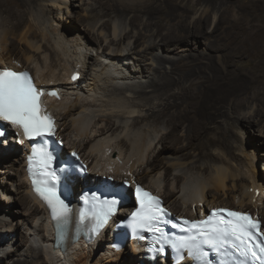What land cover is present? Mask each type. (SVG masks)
<instances>
[{
    "label": "bare ground",
    "instance_id": "1",
    "mask_svg": "<svg viewBox=\"0 0 264 264\" xmlns=\"http://www.w3.org/2000/svg\"><path fill=\"white\" fill-rule=\"evenodd\" d=\"M22 1L0 0L6 13L0 16V68L28 70L47 88L46 110L64 140L62 153L79 152L100 179L144 183L177 216L196 219L228 207L257 217L264 231V150L258 152L264 149V126L258 125L264 117V26H243L235 16L226 42L218 43L217 22L200 23L207 17L198 13L202 19L184 32L213 34L208 50L215 54L197 57L200 66L182 72L185 59L168 53L170 40L160 34L168 5L179 0H37L39 13ZM74 6L83 13L74 15ZM76 18L80 25H73ZM254 124L259 127L252 133ZM9 133L17 131L9 127ZM2 141L0 174L7 180L0 184V264L140 263L137 244L114 248L115 221L88 243L54 249L47 209L25 178L28 144L21 136L7 147ZM181 150L194 159L169 161L167 154ZM87 183L88 177L74 179L76 196ZM16 202L17 214L10 208ZM165 261L157 264H170Z\"/></svg>",
    "mask_w": 264,
    "mask_h": 264
},
{
    "label": "snow or ice",
    "instance_id": "2",
    "mask_svg": "<svg viewBox=\"0 0 264 264\" xmlns=\"http://www.w3.org/2000/svg\"><path fill=\"white\" fill-rule=\"evenodd\" d=\"M72 78L76 79V75ZM42 94L28 72L0 69V122H8L22 129L25 138L38 141L39 146L34 144L28 157L29 171L31 173L33 169L36 170L34 175L39 177V180L34 179L33 183L38 185L36 191L46 201L56 225L66 227L71 220V209L60 199L55 188L49 187L50 182H55L60 177L57 170L52 167L57 157L55 149L49 148L48 138L55 135V129L51 117L45 115L41 109ZM4 135V131L0 130V138ZM71 156L77 157V153L72 152ZM73 169L72 162H68L60 171L66 173L65 179L71 180ZM80 171L84 169L81 168ZM136 192L140 209L132 213L133 232L138 230L160 232L159 224L167 213L160 207L159 199L139 187ZM104 204L106 211L92 214L96 221L92 232L99 231L106 223L115 211L117 201L113 199L105 201ZM217 212L226 213V217L221 215L216 221L212 219L184 221V224L190 225L186 229L190 234L172 241L171 247L177 252L186 249L188 256L193 257L199 264H212L208 253L203 250L204 245L221 256L228 251H234L241 257L238 264H264V239L257 240V235L264 238V233L259 231V222L240 212L225 209ZM213 215L217 213L214 212ZM88 218V214L81 212L78 223L83 224ZM179 258L183 259L182 256ZM220 264L226 262L220 261Z\"/></svg>",
    "mask_w": 264,
    "mask_h": 264
},
{
    "label": "rangeland",
    "instance_id": "3",
    "mask_svg": "<svg viewBox=\"0 0 264 264\" xmlns=\"http://www.w3.org/2000/svg\"><path fill=\"white\" fill-rule=\"evenodd\" d=\"M20 1H22V0H20ZM82 1H84V0H82ZM27 3H28V5L32 6L33 11L35 13H39L38 8H37V0H27ZM194 6L197 8L196 9L197 11L188 12L187 7H194ZM167 10L169 11L167 13V17H166V15H164V17H166V21H168V22L165 23V26L161 29L160 34H161L162 38L166 37L167 39L169 38L168 40H170V42L168 43V46L173 51L168 52V53H173V54L185 59L184 60L185 65L182 66V72H189V71L191 72V71H194V69H196V67L198 65L200 66V62L197 61V59H196L197 57H200V58L204 59V61H206L205 56H207L209 54H211V55L215 54L214 53L215 51H209L208 50V45H209V43L212 42V40L214 38V37H212L213 34H210V33L208 34L207 33L208 31H206V32L200 31V33L198 32L197 36H195V35H191V34L184 32V30H187L186 27H188V26L190 27L192 21H193L192 23H194V22L202 19V18H200V19L198 18V15H199L198 13H200V15L205 14V16L207 17L206 19L201 20L200 23L202 21L209 22L210 20H211L212 24L217 22L218 30H217L216 36L218 38V43L219 42H222V43L226 42V38L223 37V34L225 33V29L230 27V24H232V21H233L235 16L236 17L239 16L238 18L240 20V23L243 26H246V27L264 26V21H263L264 20V0H179V4L168 5ZM70 11H72L74 15L78 12L83 13V10H81V8L79 6H74V7L70 8ZM0 16H1V19H4V17H6V13L2 12V13H0ZM68 19L72 20V17H69ZM222 19H223V21H222ZM11 20H13V19H11ZM229 20H230V22H229ZM72 22H73V25H80L81 24L78 21V18L74 19ZM210 25H211V23L209 24V27H210ZM206 28L208 29V27H206ZM189 35H190V37L186 38ZM176 38L177 39L180 38V39L173 42V40H176ZM214 41H215V38H214ZM163 49L164 48H160V50H159V52L161 54H164ZM19 55L21 56V53H19ZM21 58H23V57L21 56ZM248 62H246L245 64H247ZM246 68L247 67H245L244 69H246ZM177 71L181 72V69L177 68ZM199 73H200V71H199ZM263 82H264V80L261 81V83H259V84L263 85ZM258 125L260 127L264 126V117L261 119V122ZM258 125L254 124V126L250 127L252 133L256 132ZM234 130H235V128H234ZM238 130H240V128H238ZM238 135L239 134H237V132H236V134H234V136H236V139H238V142H239ZM0 147H1V144H0ZM263 150H264L263 148H260L258 152H262ZM195 152H197V151H195ZM167 155H170L168 157V158H170L169 161L173 160L176 162H190L194 159L192 156L184 155L182 150L181 151H175V152H172V154L169 153ZM11 156H15V154H12ZM260 157H262V156L260 155ZM261 163H262L261 159L259 161L258 160L256 161V165H258L257 166L258 169H259V167L262 166ZM148 169H150V166H148ZM17 171L19 172V170H17ZM172 172H173V170L169 168L167 173H172ZM1 176H3V174H0V178H1ZM19 178L16 176V179H19ZM2 180L5 181L7 179L1 178V182H0L1 186H3V184H4V182H2ZM141 182H143V180ZM142 184H144V183H142ZM77 192H78V190L74 191V193H77ZM218 199H222V197L219 196ZM20 207H21V205L18 202H16V204H13L12 206H10V208L13 210V212L15 214H17L16 210ZM19 240L20 239L18 237V241ZM17 264H26V263L25 262L24 263L18 262Z\"/></svg>",
    "mask_w": 264,
    "mask_h": 264
}]
</instances>
